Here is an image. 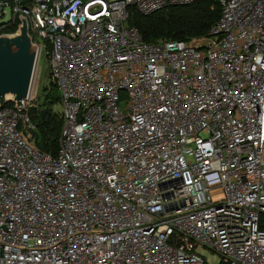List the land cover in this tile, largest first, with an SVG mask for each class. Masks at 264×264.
Masks as SVG:
<instances>
[{"label":"built area","instance_id":"obj_1","mask_svg":"<svg viewBox=\"0 0 264 264\" xmlns=\"http://www.w3.org/2000/svg\"><path fill=\"white\" fill-rule=\"evenodd\" d=\"M195 1L0 0L64 117L52 154L27 105L0 107V264H264V0H219L189 40L129 24Z\"/></svg>","mask_w":264,"mask_h":264},{"label":"trees","instance_id":"obj_2","mask_svg":"<svg viewBox=\"0 0 264 264\" xmlns=\"http://www.w3.org/2000/svg\"><path fill=\"white\" fill-rule=\"evenodd\" d=\"M221 17L219 0H196L189 5H172L151 15H143L135 7L130 9L129 24L138 28L145 41L189 40L208 34L211 27ZM19 20L10 19L0 23V34L12 33L18 29ZM57 95L44 104L48 112L43 116L42 109H27L26 112L37 128L34 139L37 146L52 154L59 148V138L64 123L63 112L58 114L53 107L60 102V91L54 83ZM7 105L14 106L10 102ZM31 111V112H30ZM23 127V123L20 126Z\"/></svg>","mask_w":264,"mask_h":264},{"label":"water","instance_id":"obj_3","mask_svg":"<svg viewBox=\"0 0 264 264\" xmlns=\"http://www.w3.org/2000/svg\"><path fill=\"white\" fill-rule=\"evenodd\" d=\"M21 23L12 33L0 34V107L14 103L24 108L31 97L39 62L40 48L30 34L28 19L20 16ZM48 112L42 109L43 116Z\"/></svg>","mask_w":264,"mask_h":264},{"label":"rangeland","instance_id":"obj_4","mask_svg":"<svg viewBox=\"0 0 264 264\" xmlns=\"http://www.w3.org/2000/svg\"><path fill=\"white\" fill-rule=\"evenodd\" d=\"M11 18L10 10L4 17H0V23L7 21ZM48 61L46 54L42 55L40 62H38L36 75L33 82L31 97L27 101V108L32 107L36 110L44 109L49 98H54L57 95V90L55 89L54 82L51 79L48 67ZM54 111L58 114H62L63 105L60 102L56 103L53 107ZM31 112V111H30ZM210 195L214 202L220 201L224 197V189L219 183H214L210 186ZM201 253L206 257L209 263L219 264L221 257L219 254L212 252L208 249H202Z\"/></svg>","mask_w":264,"mask_h":264}]
</instances>
